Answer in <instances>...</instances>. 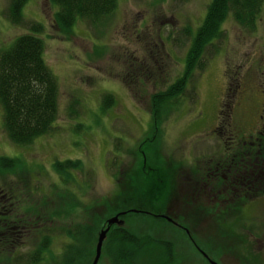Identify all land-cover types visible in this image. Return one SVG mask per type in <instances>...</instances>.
<instances>
[{
    "label": "rangeland",
    "instance_id": "rangeland-1",
    "mask_svg": "<svg viewBox=\"0 0 264 264\" xmlns=\"http://www.w3.org/2000/svg\"><path fill=\"white\" fill-rule=\"evenodd\" d=\"M209 1L118 0L100 23L77 22L66 35L54 25L55 8L49 0L25 3V21L44 26L43 59L56 79L57 117L50 132L16 146L2 129L0 109V155L16 157L28 168L0 178V186L6 190L10 185L13 195L7 192L21 201L17 210L0 204L5 216L11 219L33 210L41 200L64 210L55 223L63 227L88 223L95 214L106 220L129 210L122 226L137 236L171 242L173 264H264V182L249 188L234 202L242 203L240 207L230 212L231 206L224 207L219 198L211 201L214 194L203 180L212 154H220L230 138L228 145L264 123L259 116L264 115V3L253 29L225 20L218 51L210 57L212 49L207 47L204 70L194 72L187 85L193 87L195 98L186 90L171 101L157 124L159 132L152 133L149 96L181 74L191 34ZM7 5L8 0H0V50L26 31L7 19ZM104 93L114 103L100 111ZM218 122L222 124L217 128ZM66 158L82 162L81 170L74 172L76 183L50 191L56 180L49 171L51 162ZM147 166L155 173L147 172ZM43 168L49 169L47 175ZM66 188L73 200L61 192ZM157 188L163 190L154 203L149 196H155ZM201 195L204 199L196 200ZM150 213L165 214L176 223L158 221ZM14 230L11 240L19 234L23 238L0 246V264H16V255H26L36 246L34 238L26 236L32 233L28 225L18 224ZM62 245L63 238L54 237L48 250L57 255ZM47 256L48 251L46 260ZM155 262L140 259V264ZM96 264L109 260L102 256Z\"/></svg>",
    "mask_w": 264,
    "mask_h": 264
},
{
    "label": "trees",
    "instance_id": "trees-1",
    "mask_svg": "<svg viewBox=\"0 0 264 264\" xmlns=\"http://www.w3.org/2000/svg\"><path fill=\"white\" fill-rule=\"evenodd\" d=\"M27 1L8 0L5 10L7 19L14 25H23L26 31L16 36L10 44L0 50L2 129L8 140L16 146L27 145L34 139L50 132L57 117L56 79L43 59L41 35L43 34L44 26L35 20L25 21L23 7ZM117 1L49 0L55 8L53 12L54 25L64 35L68 34L77 22L86 21L91 25L100 23L115 10ZM263 3L264 0H210L208 2L200 23L197 25L195 32L191 34L189 46L183 59L181 74L174 78L164 89L155 91L149 96L152 133L156 135L159 132L157 124L160 123L163 113L169 107L168 104L171 101L182 96L186 90L191 92V95H188L191 99L195 98L193 87L187 89V85L194 72L204 70L207 62L203 59V55L207 47L212 49L210 57L218 51L217 40L222 35L221 26L225 20L230 18L242 28L253 29L261 14ZM186 32L188 33L189 29ZM113 103V97L109 93H104L100 101V111H106ZM229 107L230 105L226 106L225 111L227 119ZM221 124L222 122H218L216 127H220ZM231 140L230 138L228 144ZM144 142L143 140L141 145ZM228 144L226 146L223 145L221 149H226L227 147L235 148V143L232 146H228ZM221 153L226 155L224 152ZM50 167L51 170L43 169L45 175L48 174V170L55 174L56 180L50 183L52 185L50 191H52L58 186L76 183L77 179L74 176V172L81 170L82 162L77 158H66L51 162ZM25 170L28 172L25 163L22 164L18 158L0 155V178L5 179L18 171ZM150 170L155 173L156 169L148 167L146 171L150 172ZM9 181L11 182V180ZM157 182L160 181L158 180ZM2 186L4 187V185ZM2 186H0V204L5 205L8 203L13 208L18 207L16 203L21 201L18 200V197L15 199L12 196L14 188L10 190L11 186L6 185L5 187L7 188L4 190ZM7 189L12 195L7 192ZM157 190L158 192H156L155 196H149V192L147 194L154 203L156 200L158 202L163 188H157ZM61 192L66 197L69 196L70 200L72 199V196L67 192V188ZM196 197L198 201L204 199V195ZM218 198L221 197L218 196ZM63 201L67 202L64 198ZM41 202V204H36L35 202L33 210H24L25 212L19 214L20 216L15 215L11 219L5 216L0 209V246L13 243L18 236V238H23L19 234L15 235L11 240V236L16 232L14 227L18 224L20 228L28 225L32 233L26 234V236L30 240L34 238L36 246L31 251H28L26 255L18 254L15 258L13 257L14 263L89 264L94 253L93 244L96 241L97 233L105 227L103 216L95 214L88 223L73 222L74 224L63 227L55 223L61 220L58 216L61 214L64 216V210L51 208L50 204L52 202L50 200H41ZM218 203H222L224 207L231 206V208H227L230 212L233 209H238L240 207L238 205L242 204L240 202H232L231 204ZM211 206L208 209L212 208ZM70 207L73 208L74 204ZM63 208L67 210L66 207ZM87 209L90 210L92 207ZM24 213H27L26 218H24ZM128 213L129 211H125L124 214H119V219H123ZM137 213L144 214V211L138 210ZM154 214L150 216L158 221L166 222L158 214ZM2 230L6 232L3 233L1 232ZM54 237L63 238V245L57 255L53 251L48 250ZM47 251L50 257L47 256L46 260L44 253L46 254ZM152 252H157V254L153 255ZM172 252L173 246L169 241L155 238L148 234L137 236L122 225L112 224L109 226L102 243L100 257L106 256L109 264H140L142 257L153 258L156 260V264H173L175 260Z\"/></svg>",
    "mask_w": 264,
    "mask_h": 264
},
{
    "label": "flooded vegetation",
    "instance_id": "flooded-vegetation-1",
    "mask_svg": "<svg viewBox=\"0 0 264 264\" xmlns=\"http://www.w3.org/2000/svg\"><path fill=\"white\" fill-rule=\"evenodd\" d=\"M259 116L260 121L261 118L264 121V115ZM235 141V148L227 147L223 149L222 152L226 155L221 153L214 156L212 154L204 169L207 175L203 180H207L206 187L212 190L213 196H215H212L214 201L220 196L218 202H237L245 196L249 188L253 189L255 186H261L264 182V123H258L254 132L241 138H235ZM228 146H232V144ZM204 184L206 183L202 182L201 187H204ZM12 209L15 210V208ZM173 222L174 220L171 219V222L168 223L175 225L176 222ZM178 228L182 232L185 231L180 226ZM1 232L5 233L6 231L2 230ZM186 236L194 250L202 255L189 235L186 234Z\"/></svg>",
    "mask_w": 264,
    "mask_h": 264
},
{
    "label": "water",
    "instance_id": "water-1",
    "mask_svg": "<svg viewBox=\"0 0 264 264\" xmlns=\"http://www.w3.org/2000/svg\"><path fill=\"white\" fill-rule=\"evenodd\" d=\"M133 211H136V210H133ZM124 212H119V213H116L114 215H111L110 217H108L106 220H105V227L100 229L97 233V236H96V241L94 243V253H93V256H92V259L90 261L89 264H96L99 257H100V253H101V247H102V243L105 239V236H106V233H107V230L109 229V226L112 225V224H116V225H122V219H119L118 215L119 214H123ZM160 217L164 218L166 221H169L171 222V218H169L167 215L165 214H161L159 215ZM203 257L206 258V256L204 254H202ZM210 264H216L214 262H211V261H208Z\"/></svg>",
    "mask_w": 264,
    "mask_h": 264
}]
</instances>
